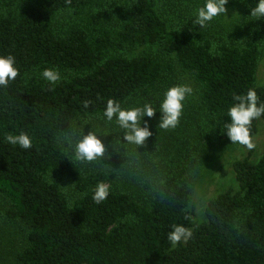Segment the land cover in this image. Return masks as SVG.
Wrapping results in <instances>:
<instances>
[{
  "label": "trees",
  "instance_id": "16d2710c",
  "mask_svg": "<svg viewBox=\"0 0 264 264\" xmlns=\"http://www.w3.org/2000/svg\"><path fill=\"white\" fill-rule=\"evenodd\" d=\"M201 3L191 0L184 15L183 2L173 0L170 13L163 0H0V54L14 56L19 70L0 86L2 217L24 229L18 264H264V153L252 161V148L234 162L236 186L211 198L200 222L191 209V169L216 144L208 131L186 128L180 136L171 129L176 153L157 166L148 157L146 171L125 186L116 172L72 155L77 131L107 121L108 99L125 107L151 101L158 109L178 70L195 80L196 110L214 125L229 119L234 94L255 88L264 103L257 77L264 18L250 21L253 0H228L226 8L244 9L234 37L216 31L217 17L190 31ZM45 68L61 79L50 84ZM263 119L253 120L252 139ZM215 128L219 144L231 145ZM21 131L31 148L5 140ZM100 182L109 195L97 204ZM174 223L192 230L175 247L167 240Z\"/></svg>",
  "mask_w": 264,
  "mask_h": 264
},
{
  "label": "rangeland",
  "instance_id": "374dc122",
  "mask_svg": "<svg viewBox=\"0 0 264 264\" xmlns=\"http://www.w3.org/2000/svg\"><path fill=\"white\" fill-rule=\"evenodd\" d=\"M178 1L183 2L185 7L182 8V13L185 15L188 9L187 6H191V4H189L191 0H173V4ZM163 2L164 7H167L168 0H166L167 3H165L164 0ZM173 6L174 5L167 7L169 13L173 12L171 9ZM226 15L228 17L219 16L216 18V31L219 30L226 37H234L241 31V20L244 15V9L241 6L229 7L226 8ZM257 77L258 83L260 85L264 84V56L260 62ZM175 79V84H186L193 89L192 93L185 101L183 113L179 122L181 125L178 124L173 128V130L179 129L175 134L183 136L187 131L186 128H189V134L195 135L197 131L204 129L216 140V144L213 147H208L203 152L202 161L197 169L196 166L191 169V182L193 185L191 209L194 214V219L200 222L205 220V207L207 202L218 193L236 186L233 164L237 159L249 155V149L239 144L227 146L219 144L214 124L196 110L197 84L195 80L190 75L181 72V70L176 71ZM159 118L160 112L158 109L154 116L144 117L149 123L152 135L140 146L118 143L116 138L119 129L115 121H98L93 123L94 126L99 127L101 131H104L106 134L102 135L101 139L106 145L107 155L99 161L82 163L88 167H96L98 169L116 172L118 174L117 185H127L128 180H135L131 179L132 175L140 174L139 171L142 173L146 171L147 168L145 165L150 163L149 159H151V157L152 165L155 164V166H157L162 161L168 160L170 154L176 153L175 147L177 144L175 146L173 144L178 140L171 135V129H161L157 127ZM89 128L90 126H87L84 132L86 133ZM119 136L121 140H123L122 132L119 133ZM170 138L173 140H170ZM73 140L74 138H72L71 141L73 142ZM253 143L255 147L251 159L252 161H257L264 153V119L260 120L259 130L253 137ZM156 145H158L159 148L153 149ZM148 157L150 158L148 159ZM148 160L149 162H147ZM4 208L5 203L0 197V264H18L16 261V254L24 244L25 232L23 227L4 221L2 217Z\"/></svg>",
  "mask_w": 264,
  "mask_h": 264
},
{
  "label": "clouds",
  "instance_id": "9594fccd",
  "mask_svg": "<svg viewBox=\"0 0 264 264\" xmlns=\"http://www.w3.org/2000/svg\"><path fill=\"white\" fill-rule=\"evenodd\" d=\"M227 3L228 0H203V3L196 6L191 13L189 20H191L192 27L190 31H199L205 28L216 17H228L226 15ZM249 7L250 14L247 16L252 18L250 21L264 18V0H253ZM18 71L14 56L0 54V86L7 87L10 81L15 80L18 76ZM41 75L50 84H55L61 79L59 71L54 68L43 69ZM192 91L193 89L186 84L171 85L164 90L158 104L160 118L157 127L173 129L179 124L185 101ZM156 112L157 109L154 108L151 101L125 107L122 106L121 102L110 98L105 103L103 117L109 122L115 121L119 129L116 138L118 143L140 146L152 135L149 123L144 117H152ZM226 115L229 119L224 123H221V121L216 122L214 127L220 125L221 133L225 134L232 144H239L248 149L254 148L250 127L253 120L264 116V103H259L256 89L249 88L244 94H234L233 103L227 109ZM86 124L90 125L86 133L83 127L82 131H77L74 134L72 142L73 158L81 162L102 160L107 152L101 136L106 134L92 123ZM121 132L123 133V140L119 136ZM5 140L9 144L18 145L22 149H29L32 146V138L23 131L18 134H8L5 136ZM108 195L109 186L100 182L96 184L93 190L92 199L99 204L105 201ZM191 235L192 230L190 228L180 223H174L167 233V240L175 247L178 244L187 242Z\"/></svg>",
  "mask_w": 264,
  "mask_h": 264
}]
</instances>
